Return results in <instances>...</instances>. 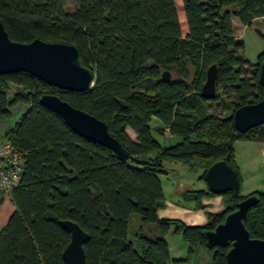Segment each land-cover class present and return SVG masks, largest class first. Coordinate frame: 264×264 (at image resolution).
Instances as JSON below:
<instances>
[{
	"label": "trees",
	"instance_id": "trees-1",
	"mask_svg": "<svg viewBox=\"0 0 264 264\" xmlns=\"http://www.w3.org/2000/svg\"><path fill=\"white\" fill-rule=\"evenodd\" d=\"M70 1L0 0V21L12 40L73 44L96 75L93 88L84 92L58 89L26 72L0 75V118L27 105L3 137L26 152V161L10 194L16 209L0 231V264H65L62 254L71 236L61 220L89 233L88 264H189L192 246L208 247L204 231L252 195L260 200L248 212L246 228L264 240V193H227L232 208L208 213L205 226L158 214L166 205L160 180L169 174L166 162L202 172L205 179L214 163L226 161L241 183L235 142L264 143V125L245 133L234 125L238 108L263 97L264 53L250 64L232 21L237 17L249 27L264 17V0H182L185 36L175 0H75L69 12ZM212 64L219 68L218 88L234 97L230 115L211 111L219 91L215 99L201 96ZM164 71L173 75L169 81L162 79ZM46 93L104 121L129 152L128 160L74 132L40 102ZM153 118L159 126L151 124ZM155 132L168 133L169 143L162 145ZM207 194L215 195L188 190L184 197L199 206ZM169 233L191 245L187 258H172ZM213 249L212 264H228V248Z\"/></svg>",
	"mask_w": 264,
	"mask_h": 264
},
{
	"label": "water",
	"instance_id": "water-1",
	"mask_svg": "<svg viewBox=\"0 0 264 264\" xmlns=\"http://www.w3.org/2000/svg\"><path fill=\"white\" fill-rule=\"evenodd\" d=\"M26 72L44 83L61 90L84 92L93 88L95 71L83 64L77 46L67 43H52L34 39L29 43L12 40L0 21V75ZM219 68L212 64L206 71V79L201 88V96L215 99L218 94ZM162 79L169 81L171 73L164 71ZM260 84L264 92V62L260 64ZM40 102L59 114L66 124L81 137L112 150L119 160L126 161L129 152L96 116L78 109L54 94H43ZM123 106L124 103H122ZM236 129L245 133L264 125V93L262 99L254 104L238 108L234 113ZM210 192L225 195L232 192L238 195L241 183L237 172L226 162L214 163L205 174ZM259 197L252 195L241 200L237 209L227 214L224 221L203 235L209 248L226 247L228 264H264V240L252 238L246 228L248 212L259 203ZM71 236L62 257L65 264H88L84 249L90 239L89 233L71 220L59 221Z\"/></svg>",
	"mask_w": 264,
	"mask_h": 264
},
{
	"label": "rangeland",
	"instance_id": "rangeland-1",
	"mask_svg": "<svg viewBox=\"0 0 264 264\" xmlns=\"http://www.w3.org/2000/svg\"><path fill=\"white\" fill-rule=\"evenodd\" d=\"M183 36L186 35L188 28L186 24L185 12L182 0H175ZM75 0L67 4L66 9L71 12L76 8ZM234 35L243 42L242 55L250 64H256L260 54L264 53V18L256 19L249 27L244 26L239 18H233ZM173 75L171 74V77ZM220 99L213 103L211 111L219 115H230L232 113L231 103L234 99L230 93H225L226 89L218 88ZM27 109V105H19L13 109L12 116L9 118H0V135H6L20 120ZM154 126H159V120L152 119ZM131 138L136 139L137 135L133 132ZM154 137L162 144L167 145L169 138H164L158 132ZM235 158L238 165L242 196H248L253 193H264V158L262 154V145L260 143L237 140L235 142ZM166 167L170 170L168 175H161L160 180L163 192L168 200L175 204L185 205L196 203L195 200L186 199L184 193L190 190H202L207 187L205 179L201 178L202 172L192 171L181 163L166 162ZM208 191V189H207ZM208 198H219L220 208L216 213H222L232 208L228 197L225 195L207 194ZM200 208L207 206L199 205ZM211 210V209H210ZM208 223V221H207ZM205 226V225H204ZM134 228V227H133ZM169 243L171 254L173 256L185 257L191 245L179 235L166 236ZM192 255L190 264H212L214 249L209 247L192 246Z\"/></svg>",
	"mask_w": 264,
	"mask_h": 264
},
{
	"label": "crops",
	"instance_id": "crops-1",
	"mask_svg": "<svg viewBox=\"0 0 264 264\" xmlns=\"http://www.w3.org/2000/svg\"><path fill=\"white\" fill-rule=\"evenodd\" d=\"M262 18H264V17H262ZM232 21H233V19H232ZM127 131H128V134L130 136H131L130 132L135 133L131 128H128ZM163 136H164V138H167V137H169V134L166 133ZM3 137H4V135H0V138H3ZM260 144L262 145V154H263V158H264V143H260ZM207 188L208 187L203 188L202 190H207ZM165 198H166V196H165ZM218 199L219 198L212 199V198H208L206 196L203 197L201 200V204L203 206H207V208L202 209L196 203H194V204L188 203L185 205H181V204L172 203L170 200H168L166 198V200H165L166 205L164 208L159 210L158 214L161 218L178 219L188 226H204L207 224V221H208V213H216V210L220 208L221 204L218 201ZM15 209L16 208H15L13 202L11 201L10 197H3L0 195V231L6 226L10 216L14 213ZM169 235L175 236V234H173V233L167 234V236H169ZM169 248H170V246H169ZM188 251H189V249H188ZM170 253H171V250H170ZM171 256L173 259L187 258L188 253L185 257L173 256L172 254H171Z\"/></svg>",
	"mask_w": 264,
	"mask_h": 264
},
{
	"label": "built area",
	"instance_id": "built-area-1",
	"mask_svg": "<svg viewBox=\"0 0 264 264\" xmlns=\"http://www.w3.org/2000/svg\"><path fill=\"white\" fill-rule=\"evenodd\" d=\"M26 161V152L0 138V195L10 197L19 184Z\"/></svg>",
	"mask_w": 264,
	"mask_h": 264
}]
</instances>
